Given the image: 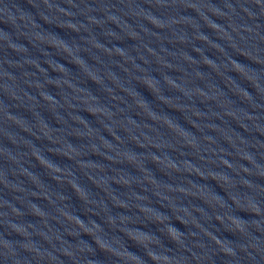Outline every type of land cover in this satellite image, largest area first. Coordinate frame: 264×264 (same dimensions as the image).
<instances>
[{
	"label": "water",
	"instance_id": "obj_1",
	"mask_svg": "<svg viewBox=\"0 0 264 264\" xmlns=\"http://www.w3.org/2000/svg\"><path fill=\"white\" fill-rule=\"evenodd\" d=\"M0 154L135 264H264V0H0Z\"/></svg>",
	"mask_w": 264,
	"mask_h": 264
}]
</instances>
